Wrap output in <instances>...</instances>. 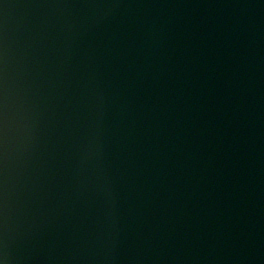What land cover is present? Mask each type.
Segmentation results:
<instances>
[{"label":"water","instance_id":"obj_1","mask_svg":"<svg viewBox=\"0 0 264 264\" xmlns=\"http://www.w3.org/2000/svg\"><path fill=\"white\" fill-rule=\"evenodd\" d=\"M3 264H264V0H0Z\"/></svg>","mask_w":264,"mask_h":264},{"label":"clouds","instance_id":"obj_2","mask_svg":"<svg viewBox=\"0 0 264 264\" xmlns=\"http://www.w3.org/2000/svg\"><path fill=\"white\" fill-rule=\"evenodd\" d=\"M0 264H3V261H0Z\"/></svg>","mask_w":264,"mask_h":264}]
</instances>
